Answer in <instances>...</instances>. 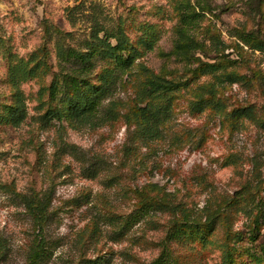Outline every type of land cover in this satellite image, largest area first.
<instances>
[{
	"label": "rangeland",
	"instance_id": "1",
	"mask_svg": "<svg viewBox=\"0 0 264 264\" xmlns=\"http://www.w3.org/2000/svg\"><path fill=\"white\" fill-rule=\"evenodd\" d=\"M76 7L72 26L66 14ZM193 13L199 16L197 24L182 25L181 19ZM91 16L107 30L122 25L132 43L146 32L154 47L141 51L138 61L156 73L192 81L173 102L163 140L143 142L136 125L123 117L98 128H72L65 121L42 125L37 120L41 111L34 109L36 94L57 71L56 44L80 47ZM182 27L200 46L195 58L229 64L227 71L254 82L252 88L217 86L221 112L212 105L203 111L195 107L196 88L212 79L199 76L201 65L195 59L186 66L172 54ZM242 32L264 39V0H0L2 112L13 94L9 66L31 58L42 65L38 77L21 86L27 120L16 129L0 126V264H32L39 239L45 241L46 256L38 264H79L97 255L106 264H148L164 246L177 264H264V127L255 123H264V55L238 40ZM213 38L223 44V52L215 53ZM236 43L245 54L235 69L229 62L237 59ZM133 93L130 83L114 95L123 114L132 105ZM247 106L254 107V121L231 116ZM66 146L80 157L71 156ZM91 163L99 164L100 171L95 178L84 177L82 169ZM150 184L163 187L174 203L182 204L192 215L187 224L199 226L185 229L186 241H165L171 216L155 212L114 241L116 227L107 218L131 214L139 200L135 192L145 187L147 193ZM36 195L48 197L52 212L42 233L24 199ZM96 221L101 222L100 235L94 240L90 229ZM252 231L256 233L250 237Z\"/></svg>",
	"mask_w": 264,
	"mask_h": 264
},
{
	"label": "trees",
	"instance_id": "2",
	"mask_svg": "<svg viewBox=\"0 0 264 264\" xmlns=\"http://www.w3.org/2000/svg\"><path fill=\"white\" fill-rule=\"evenodd\" d=\"M77 8L79 7L69 9L66 14V20L72 26L76 23L74 10ZM198 17L196 13L188 17L184 16L181 19V24L196 25ZM90 22L88 37L80 45L83 48L56 44L57 71L53 74L49 86L41 88L36 94L39 103L34 109L41 111L37 120L42 125L50 124L53 121H65L72 128H98L114 123L123 117L127 123L136 125V135L143 142L151 143L163 140L166 133L165 127L173 118V102L181 91L190 87L192 81L168 74L166 71L156 73L138 61L142 55L141 51L150 52L154 47L153 37L146 32L143 37L132 43L122 25H119L115 30H107L105 24L95 16H91ZM177 35L178 40L172 54L186 66L189 65L190 60L195 59L201 65L199 76H208L212 79L211 83L196 88L195 107L199 106L203 111L212 105L218 112H221L223 105L218 99L215 100L217 86L220 87L228 83L229 85L242 84V86L253 87L254 82L239 75L237 71H227L226 68L229 64L223 66L203 63L200 59L195 58V51L199 50L200 46L193 38L189 39L183 27L177 32ZM238 40L244 42L249 49L264 55V39L258 34L242 32L238 35ZM212 46L215 48V53L224 51L220 50L223 44L218 43V40L214 38ZM232 47L238 56H236V60L229 63L236 69L245 52L237 43ZM200 51L204 52L205 50ZM41 67V62L35 63L34 58L26 62L18 60L9 66L8 83L13 94L10 104L2 108L3 112L0 110V126L6 125L16 129L27 120L29 107L21 86L38 77L37 72ZM130 83L134 89L132 105L128 112L123 114V105L120 101L114 100V95ZM205 95H210L211 99L205 100L203 98ZM43 97H46V100H43ZM253 108V106L237 108L233 110L231 116L237 120L244 117L254 121ZM255 123L264 127V123L260 121H255ZM66 150L71 156L80 157L74 147L66 146ZM80 161L84 162L85 160L82 157ZM99 169V164L91 163L82 169V174L84 177L95 178ZM144 188L140 189L143 190L142 192L139 190L135 192L139 200L131 214L122 218L118 216L114 219L107 218L106 221L116 227L112 232L114 241L118 237H122L130 226L146 216H150V212L171 216L168 221L165 241L168 243L186 241L185 229L199 227L197 224H187L191 222L192 215L181 206L182 204L174 203L170 193H167L163 187L150 184L147 193ZM37 197L36 195V198L24 199L28 214L42 233L44 224L49 221L52 212H49L48 197L40 199ZM116 219H121L119 225L115 221ZM99 223L101 222H93L90 229V237L94 240L100 235ZM103 223L102 225H105ZM255 233L252 231L250 237H253ZM236 237H239L240 241L242 240L240 234H237ZM44 246L45 241L39 239V243L31 252L30 261L32 264H38L44 259L46 256ZM170 252L164 246L160 254L148 264H177ZM106 262L103 256L97 255L94 258H84L79 264H106Z\"/></svg>",
	"mask_w": 264,
	"mask_h": 264
}]
</instances>
